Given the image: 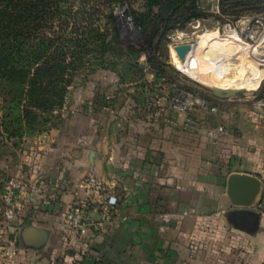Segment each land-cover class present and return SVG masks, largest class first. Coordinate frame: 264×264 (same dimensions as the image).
Here are the masks:
<instances>
[{
    "label": "crops",
    "instance_id": "1",
    "mask_svg": "<svg viewBox=\"0 0 264 264\" xmlns=\"http://www.w3.org/2000/svg\"><path fill=\"white\" fill-rule=\"evenodd\" d=\"M146 78L153 76L147 72ZM156 86L166 97L168 86ZM72 88L54 126L0 150V205L1 175L23 176L28 185L18 192L13 227L0 226V264H50L52 257L66 264L73 258L85 264L264 263V220L257 204L250 209L227 195L232 172L255 175L264 188L258 125L225 126L226 135L210 140L205 132L215 126L208 120L232 112L199 111L202 128L186 129L183 114L135 107L110 70L100 69ZM107 93L113 105L105 106ZM61 169L70 183L44 206L43 194ZM106 190L118 198L107 228L70 230L63 218L69 206L83 198L96 201ZM27 226L46 233L41 246L21 244ZM8 248L13 256L5 254Z\"/></svg>",
    "mask_w": 264,
    "mask_h": 264
},
{
    "label": "trees",
    "instance_id": "2",
    "mask_svg": "<svg viewBox=\"0 0 264 264\" xmlns=\"http://www.w3.org/2000/svg\"><path fill=\"white\" fill-rule=\"evenodd\" d=\"M199 2L0 0V138L16 146L25 137L48 131L84 70L85 81L100 69L114 72L125 86V97L151 112L150 99L162 87L157 84L185 80L168 62V36L191 18L204 16ZM218 8L225 20L236 21L264 15V0H218ZM120 16L139 32L138 45L116 47ZM204 91L210 101L218 100ZM255 95L264 99V82ZM113 103L114 98L105 106Z\"/></svg>",
    "mask_w": 264,
    "mask_h": 264
},
{
    "label": "rangeland",
    "instance_id": "3",
    "mask_svg": "<svg viewBox=\"0 0 264 264\" xmlns=\"http://www.w3.org/2000/svg\"><path fill=\"white\" fill-rule=\"evenodd\" d=\"M199 3L203 8L202 11L204 12V16L191 18L182 26L177 27L168 36L167 45L170 54L168 62L175 71H178L177 76L183 77L186 82L196 85L201 89L202 93L207 95L204 91V88H206L207 85L201 82H204L205 80L212 82V77L207 74L205 75L207 71L204 69H195L196 60H203L205 58V56H202L201 54V48L213 43L215 40L213 36L215 34L221 37L227 36L228 34H234L240 42H243L241 44L242 47L247 46L244 47V49H241V52H238L236 55L217 56V60L213 64L207 66L209 68H214L219 64L221 66H227V70L224 73L225 78L238 80L242 77L243 84L259 79L260 86L261 83L264 82V29L255 37H250L252 25H246L244 20L246 18L259 17L264 23V15H244L236 21H229L225 20L224 16L220 15L218 0H200ZM137 6L138 5H134V7ZM227 24L231 25L229 30L224 28ZM117 28L119 43L116 47H126V45L136 46L140 43L139 32L129 23L127 18L120 16L117 20ZM209 34H212V37ZM186 43L192 44V47L187 58L184 61H180L172 47ZM245 48H247L246 51ZM250 50H253L251 51L253 54L252 57L250 56ZM84 72L85 75L82 79V76L76 78V86L77 84L81 85L85 82L84 78H86L88 71L84 70ZM260 78L262 79L260 80ZM211 85L215 86L216 84ZM226 86L235 88L240 87L239 84L235 83L234 85L226 84ZM259 86L256 89H245L236 97L230 98V100H220L219 110H225L232 113L229 116H226V118H220L217 116L218 114L213 115V117L208 120V124L211 126L224 124L227 127H234V130L240 129V126H245L248 123L256 124L260 130V134H262V142H264V123L257 116L254 108V102L260 97L255 95ZM72 90L74 89L70 88V91ZM2 139L3 138H0V150L1 152H6L7 149L2 148L3 146H6V142ZM1 178L5 181L7 176L1 175Z\"/></svg>",
    "mask_w": 264,
    "mask_h": 264
},
{
    "label": "built area",
    "instance_id": "4",
    "mask_svg": "<svg viewBox=\"0 0 264 264\" xmlns=\"http://www.w3.org/2000/svg\"><path fill=\"white\" fill-rule=\"evenodd\" d=\"M127 19L129 20V18ZM244 23L246 25H252L250 37H255L264 29V23L259 17L246 18ZM230 26V24H227L224 28L229 30L231 28ZM168 88L170 91L169 95L163 97L159 92H156L150 99L149 107L151 109L163 108L170 112L183 114V126L186 129L197 130L202 128V121L192 116L195 111L210 114H216L219 111V101L221 99L217 98L218 100L210 101L199 87L185 80H171ZM111 99V93L104 95L105 103ZM254 108L257 116L264 123V99L257 98L254 102ZM205 134L210 140H216L227 134V128L223 124H218L213 128L207 129ZM69 183L70 180L67 178L65 170L61 169L58 178L48 187L46 193L43 194L42 204L44 206H50L57 200L60 188L63 185H69ZM27 186V182L23 176H10L5 180L1 194L2 205L0 207V226L2 228L9 230L13 227V223L18 214V192L21 189H26ZM117 205V196L106 190L96 201L83 198L72 203L63 215L64 222L70 230H74L80 234H84L88 230L102 231L112 222V217L118 210ZM257 211L264 220V188L257 203ZM5 254L9 257L13 256L15 250L8 248ZM97 262L95 261L92 264H97ZM49 263L66 264L65 261H59L56 257L50 258ZM68 264L83 263L81 258H73Z\"/></svg>",
    "mask_w": 264,
    "mask_h": 264
},
{
    "label": "water",
    "instance_id": "5",
    "mask_svg": "<svg viewBox=\"0 0 264 264\" xmlns=\"http://www.w3.org/2000/svg\"><path fill=\"white\" fill-rule=\"evenodd\" d=\"M192 44H180L175 45L172 49L175 51L177 58L180 61H184L189 51L191 50ZM212 95L218 99H230L242 93L245 88L235 87H220L207 85ZM260 182L257 176L241 173L232 172L227 178V195L232 198L235 204L246 206L247 208L254 207L261 195ZM259 195V197H258ZM256 216V215H255ZM46 233L43 230L36 229L32 226L24 227L21 230V244H26L32 247H39L43 242V238Z\"/></svg>",
    "mask_w": 264,
    "mask_h": 264
},
{
    "label": "bare ground",
    "instance_id": "6",
    "mask_svg": "<svg viewBox=\"0 0 264 264\" xmlns=\"http://www.w3.org/2000/svg\"><path fill=\"white\" fill-rule=\"evenodd\" d=\"M207 35V34H206ZM205 35V36H206ZM212 37V34H209ZM214 41L211 44L205 45L201 48V54L204 55L205 58L203 60H196L195 69H204L207 72L205 75H210L212 77V82L205 80V85H211L216 84L215 86L220 87H228L226 84L234 85L239 84L241 88L245 89H256L259 86V79L253 80L251 82H248L246 84H243L242 77L240 79H229L224 77V73L226 72L227 66H221L220 64L217 65L214 68H209L207 65L213 64L217 60V56H223V55H236L238 52H241V49H244L242 47V43L240 42L234 34H228L227 36L221 37L219 35H214ZM250 47V46H249ZM247 47V48H249ZM245 48V51L246 49ZM249 50V49H248ZM250 50V56L252 57L253 54ZM249 56V55H248ZM253 62V61H250ZM180 69V67H179ZM262 78H260L261 80ZM212 86V85H211Z\"/></svg>",
    "mask_w": 264,
    "mask_h": 264
}]
</instances>
